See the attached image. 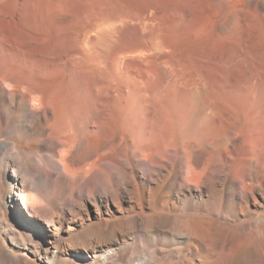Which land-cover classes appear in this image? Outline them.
Instances as JSON below:
<instances>
[{"label": "bare ground", "instance_id": "6f19581e", "mask_svg": "<svg viewBox=\"0 0 264 264\" xmlns=\"http://www.w3.org/2000/svg\"><path fill=\"white\" fill-rule=\"evenodd\" d=\"M0 230V264H264V0H0Z\"/></svg>", "mask_w": 264, "mask_h": 264}, {"label": "rangeland", "instance_id": "374dc122", "mask_svg": "<svg viewBox=\"0 0 264 264\" xmlns=\"http://www.w3.org/2000/svg\"><path fill=\"white\" fill-rule=\"evenodd\" d=\"M0 236L5 237V230H0ZM27 252H29V250H27ZM28 254L31 255V253L29 252ZM38 263H41L39 260H37Z\"/></svg>", "mask_w": 264, "mask_h": 264}]
</instances>
